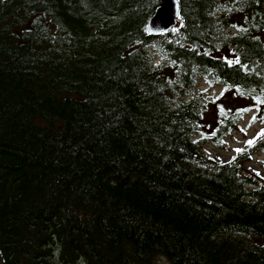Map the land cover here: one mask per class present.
I'll return each instance as SVG.
<instances>
[{
	"label": "trees",
	"instance_id": "obj_1",
	"mask_svg": "<svg viewBox=\"0 0 264 264\" xmlns=\"http://www.w3.org/2000/svg\"><path fill=\"white\" fill-rule=\"evenodd\" d=\"M158 4L0 0L4 264H264V174L242 164L264 134L205 156L242 109L193 96L223 83L264 122L263 0H179L153 36Z\"/></svg>",
	"mask_w": 264,
	"mask_h": 264
},
{
	"label": "rangeland",
	"instance_id": "obj_2",
	"mask_svg": "<svg viewBox=\"0 0 264 264\" xmlns=\"http://www.w3.org/2000/svg\"><path fill=\"white\" fill-rule=\"evenodd\" d=\"M159 60V59H158ZM223 88L216 87L214 91L206 88V92L202 94L204 98H212L214 97L220 90ZM204 90L201 86L199 91ZM243 102H250L244 99L239 98ZM254 113L253 108L249 109L248 113L241 119L239 126L232 132V134L226 138L225 143L222 147L216 148L211 145H205V149L207 152L211 154L218 155L221 159L226 160L229 159L230 156L234 153L235 149L244 145V143L254 137L256 133L263 127L259 122H252L250 118ZM246 165L263 169L264 170V153L257 152L252 156L251 159L245 161ZM0 264H3L0 258ZM152 264H169L166 258H156Z\"/></svg>",
	"mask_w": 264,
	"mask_h": 264
},
{
	"label": "water",
	"instance_id": "obj_3",
	"mask_svg": "<svg viewBox=\"0 0 264 264\" xmlns=\"http://www.w3.org/2000/svg\"><path fill=\"white\" fill-rule=\"evenodd\" d=\"M178 4L176 0H161L154 15L149 20V31L157 34L161 30H167L175 22Z\"/></svg>",
	"mask_w": 264,
	"mask_h": 264
},
{
	"label": "snow or ice",
	"instance_id": "obj_4",
	"mask_svg": "<svg viewBox=\"0 0 264 264\" xmlns=\"http://www.w3.org/2000/svg\"><path fill=\"white\" fill-rule=\"evenodd\" d=\"M226 59V62L227 63H229V64H231L233 61H231V60H227V58H225ZM236 63H239V60H236ZM262 102H264V101H262ZM247 109H244V111H246ZM261 134H264V130H262V132L260 133V134H258V135H261ZM248 143L249 144H252L253 143V141H248ZM236 151H240L239 149H237Z\"/></svg>",
	"mask_w": 264,
	"mask_h": 264
},
{
	"label": "bare ground",
	"instance_id": "obj_5",
	"mask_svg": "<svg viewBox=\"0 0 264 264\" xmlns=\"http://www.w3.org/2000/svg\"><path fill=\"white\" fill-rule=\"evenodd\" d=\"M258 42V41H257ZM255 240V239H254Z\"/></svg>",
	"mask_w": 264,
	"mask_h": 264
}]
</instances>
